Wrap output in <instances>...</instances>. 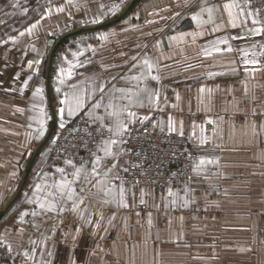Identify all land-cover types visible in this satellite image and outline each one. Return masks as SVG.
Masks as SVG:
<instances>
[{
    "label": "crops",
    "instance_id": "obj_1",
    "mask_svg": "<svg viewBox=\"0 0 264 264\" xmlns=\"http://www.w3.org/2000/svg\"><path fill=\"white\" fill-rule=\"evenodd\" d=\"M126 1L46 0L31 6L0 0V210H5L0 244L11 245L16 264H264V68L246 71L254 66L244 64L242 51H249L248 58L253 51H264V34L249 35L247 29L255 25L251 16L245 23L243 14L233 27L223 8L229 0H138L131 9L133 0H128L125 14L107 18ZM236 2L257 18L250 0ZM58 7L64 11L57 12ZM207 8L213 9L211 19L202 11ZM197 14L199 21L192 18ZM113 20L90 34L84 30L85 36L70 37L53 55L64 34ZM101 34H108L107 40H100ZM225 39L227 44L217 46L232 51H215L213 44ZM80 40L85 41L82 54L88 64L72 60V47ZM145 56L158 62L160 79L148 83L160 98L158 105L134 109L138 116H148L144 122L164 129L171 118L176 133L182 128L190 136L195 163L201 157L216 162L202 167L200 177L186 186L187 193L185 187L158 189L126 182L129 207L95 205L84 214L102 212L100 229L95 226L98 214L86 223L69 210L71 202L56 212L29 203L37 183L59 180V167L71 170L67 159L51 157L52 121L66 123L75 116L89 120L87 110L72 117L65 111L61 117L69 85L97 80L128 87L120 77L136 74L132 65ZM256 58L264 64V56ZM61 68L66 70L63 85L58 79ZM37 88L43 89L42 95L35 94ZM252 124L258 135L252 134ZM201 137L207 142L201 144ZM30 158L33 163L24 178ZM119 164H124L122 156ZM169 188L177 195L170 197ZM193 202H202L203 208L193 210Z\"/></svg>",
    "mask_w": 264,
    "mask_h": 264
},
{
    "label": "snow or ice",
    "instance_id": "obj_2",
    "mask_svg": "<svg viewBox=\"0 0 264 264\" xmlns=\"http://www.w3.org/2000/svg\"><path fill=\"white\" fill-rule=\"evenodd\" d=\"M69 3H71V0H69ZM223 8L228 11L233 27H236L237 20L240 19L241 14H243L245 23L247 22L248 16H251V22L255 25V27L247 29L249 35L264 34V21L256 18L254 13L246 11L236 0H229L228 3L223 5ZM235 9L239 11L235 12ZM25 11H27V9H25ZM48 11L51 13L52 9L50 8ZM56 11L60 12L64 11V9L58 7ZM202 11H207L209 19H211L212 8L202 9ZM258 11L259 10H257V12ZM192 18L197 21L200 20L198 14L194 15ZM38 24L39 21L31 25L26 31L31 33ZM24 34V32L20 33L21 36ZM202 34L203 33H199V35ZM107 38L108 34H101L99 37L100 40H107ZM10 39L15 41L17 37L13 36L10 37ZM172 39H176V37H172ZM221 43L227 44L228 40L225 39L215 42L212 46L213 49L217 52L223 50L232 51L231 47L227 49L219 48L217 45ZM251 47L255 49L256 45L253 44ZM261 47L264 48V45H261ZM242 51L245 58L243 61L244 64L254 66L251 69L246 68V71L255 72L257 70L255 66L257 65L264 68V64H261V61L256 58L257 56H264V51H253L251 53V58H248V50ZM205 54L211 55V52L205 50ZM77 55H79V53ZM132 59L134 61L138 60L137 57H133ZM69 64H71V61ZM29 66L31 67V63ZM132 68L138 69V72L134 75L120 77V79L129 83L128 87H117L115 83L98 82L97 80H91L90 84L87 81H81L79 85H69L70 91L64 92V99L61 100V103L66 106L60 108L61 117L64 116L65 111L67 112V116L72 117L81 110H87V115L89 117L88 122L97 125L96 137L89 134V138L96 143V150L89 152L91 157L89 160L85 161L81 159L78 165L73 159L65 160L64 163L69 166L71 170L69 171L65 167H59L56 169L57 173L60 174L59 180L54 179L51 184H48L47 181L37 183L35 185L34 198L29 200V203H39L41 209L56 212L57 210L64 211L67 202H71L69 210L79 213L81 219H84L86 223H93L90 216L99 215V220L95 222L97 229L101 228L100 222L103 221L104 216L103 213L98 210L89 213V216H85L84 214L89 211L90 207L95 208V205L103 207L113 204L117 207H129L127 204L129 189L125 186V178L119 175L120 171L126 173L129 169L120 166L119 158L122 154H125V146L128 143L126 137H130L132 134L131 126L137 122L143 123L149 119L148 116H138L134 109L150 107L153 104L158 105L160 98L159 92L151 88L148 83L149 80L158 81L160 79L157 74L159 71L158 62L145 56L143 59L139 60L138 63H134ZM65 73L66 70L61 68L58 77L61 85L65 84ZM72 74L71 68H69L67 70V76L71 77ZM209 75H213V73H209ZM115 80L116 77H112V81ZM24 86L27 87V82H25ZM204 90V88L200 89L201 92ZM57 91H61V89H57ZM42 93V88L36 89V95H42ZM89 97H91L92 100L90 104L88 103ZM41 113L43 114L42 109ZM40 124L41 126L44 124L42 118L40 119ZM60 127H65L64 123H61ZM168 130L170 132H175L177 130L175 125L171 123V118ZM251 130L253 135L259 134L255 124H252ZM42 133L43 128L41 127V134ZM180 135H183L182 128ZM193 135H195V133H193ZM206 142V137L200 138L201 144ZM109 160L112 161L111 164L108 163ZM215 162L216 161L212 159L201 157L195 163L193 171L199 172L204 165ZM138 182L139 181H137V183ZM185 190L187 193L188 189L186 186ZM41 193H46V195L41 197ZM143 195L144 192L142 191L141 197H143ZM168 195L172 197L176 196L177 193L174 192L172 188H169ZM140 203H145L143 198L140 199ZM171 203L175 204L176 200H172ZM188 203L189 201L184 199L183 205L187 206ZM32 214L36 215L35 212ZM26 215H28L27 212L22 214L20 219L23 220ZM150 222L151 221H149V223ZM109 223H111V221H109ZM8 247L11 249V245H8Z\"/></svg>",
    "mask_w": 264,
    "mask_h": 264
},
{
    "label": "built area",
    "instance_id": "obj_3",
    "mask_svg": "<svg viewBox=\"0 0 264 264\" xmlns=\"http://www.w3.org/2000/svg\"><path fill=\"white\" fill-rule=\"evenodd\" d=\"M14 1L29 3L34 0ZM250 1L257 18L264 21V0ZM60 125H57L53 134L55 142L52 159H73L76 164L81 159L86 161L90 157L89 152L96 145L89 134L96 137V128L83 116L71 118L64 123L63 128ZM131 132V136L126 137L128 143L125 154L121 155L124 159L121 167L129 170L126 173L119 172L126 182L158 189L167 186L184 188L199 178L198 173L193 171L197 152L186 134L170 132L150 123L131 126ZM201 207L200 203L191 205L193 210ZM0 264H16L13 253L4 246H0Z\"/></svg>",
    "mask_w": 264,
    "mask_h": 264
},
{
    "label": "rangeland",
    "instance_id": "obj_4",
    "mask_svg": "<svg viewBox=\"0 0 264 264\" xmlns=\"http://www.w3.org/2000/svg\"><path fill=\"white\" fill-rule=\"evenodd\" d=\"M46 0H34V1H32V2H29V3H26V2H23V3H25V4H27V5H31V6H34V5H37L38 4V6H40L42 3H44ZM18 2H21V1H18ZM127 3H129V1L127 0L125 3H123L122 4V6H118V8H116L115 9V12H113V13H111V14H109V15H107V18H113L115 15H117V16H121V15H123V14H125L126 13V6H127ZM106 19V18H105ZM101 23H103V22H100V23H97V24H90V25H87V26H85V27H88V28H86V30L87 31H89V34L91 33V32H95L96 30H98V29H101V28H104V27H101V28H94L96 25H99V24H101ZM109 26V25H108ZM106 27V26H105ZM80 29V28H79ZM75 30H77V29H75ZM74 31V30H73ZM83 32V31H82ZM82 32H80V33H78V34H75L74 36H76V35H79V37H81V36H85L86 34L85 33H82ZM88 33V32H87ZM72 37V36H71ZM78 38V37H77ZM69 41V40H68ZM67 41V42H68ZM66 42V43H67ZM80 42V43H79ZM85 42V41H84ZM83 41H78V43H76L75 45H74V47H72V49H74V51H75V54L73 55V57H72V60H73V62H75V63H77V64H88V59L87 58H85L84 57V55L82 54V53H84L85 52V48H86V45H85V43H84ZM65 43V44H66ZM65 44H63V45H65ZM62 45V46H63ZM75 46H78V48L77 49H75ZM77 53H80L79 55H77ZM54 60H55V58H54ZM84 117V116H83ZM85 118V117H84ZM87 119V118H86ZM88 120V119H87ZM89 121V120H88ZM143 123H150V124H152V125H154V126H156L154 123H152V122H143ZM60 124V123H59ZM57 125H58V123L55 125V129H56V127H57ZM92 125V124H91ZM135 125H138V124H134V125H132V126H135ZM94 128H96L94 125H92ZM156 127H158V126H156ZM158 128H160V127H158ZM162 129H164V128H162ZM168 130V129H167ZM55 131V130H54ZM189 138H190V136L189 135H187ZM191 139V138H190ZM54 136H53V138H52V143H53V148H54ZM88 160V159H87ZM198 173V172H197ZM198 175H199V177H200V174L198 173ZM191 185V184H190ZM189 186V185H188ZM193 203H200L201 204V208L200 209H202L203 208V203L202 202H193ZM192 203V204H193ZM200 209H198V210H200ZM0 246H4V245H1L0 244ZM4 247H6V248H8L7 246H4ZM9 249V248H8ZM11 250V249H10ZM11 252L13 253V251L11 250ZM14 255V254H13ZM14 260H15V257H14Z\"/></svg>",
    "mask_w": 264,
    "mask_h": 264
},
{
    "label": "water",
    "instance_id": "obj_5",
    "mask_svg": "<svg viewBox=\"0 0 264 264\" xmlns=\"http://www.w3.org/2000/svg\"><path fill=\"white\" fill-rule=\"evenodd\" d=\"M138 0H133L132 2H131V4L129 5V9H131L132 7H133V5L137 2ZM115 20H113V21H106V22H103V23H101V24H99V25H96L94 28H101V27H105V26H108V25H110L112 22H114ZM84 30H86V28H80V29H77V30H74V31H71V32H68V33H66V34H64L57 42H56V44L54 45V47H53V55L59 50V48L63 45V44H65L68 40H69V38L71 37V36H74L75 34H78V33H80V32H82V31H84ZM55 125H56V122H55V120H53L52 121V126H51V130H50V135L52 134V131H54L55 130ZM32 163H33V158H30L29 159V162H28V165H27V167H26V169H25V176H24V178H26L27 177V175H28V173L30 172V169H31V165H32ZM4 213H5V210L4 209H1L0 210V218L4 215Z\"/></svg>",
    "mask_w": 264,
    "mask_h": 264
}]
</instances>
